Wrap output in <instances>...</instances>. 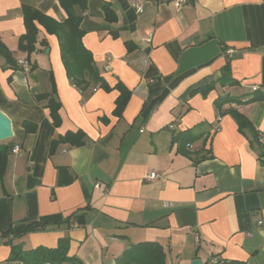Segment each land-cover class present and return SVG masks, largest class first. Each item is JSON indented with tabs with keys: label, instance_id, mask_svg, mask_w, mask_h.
<instances>
[{
	"label": "crops",
	"instance_id": "crops-1",
	"mask_svg": "<svg viewBox=\"0 0 264 264\" xmlns=\"http://www.w3.org/2000/svg\"><path fill=\"white\" fill-rule=\"evenodd\" d=\"M144 1L140 14L130 0L77 9L82 43L111 89L83 91L43 26L33 52L20 48L24 7L63 23L60 1L0 0V44L15 63L0 55V110L14 129L0 142L13 146L0 178V264H24L10 260V241L29 251L56 249L61 239L82 264H119L148 243L162 246L167 264H264V164L232 112L264 144V0ZM214 82L207 96L192 95ZM119 83L131 92L120 117ZM40 96L60 103L59 126ZM228 96L219 111L216 101Z\"/></svg>",
	"mask_w": 264,
	"mask_h": 264
},
{
	"label": "trees",
	"instance_id": "trees-1",
	"mask_svg": "<svg viewBox=\"0 0 264 264\" xmlns=\"http://www.w3.org/2000/svg\"><path fill=\"white\" fill-rule=\"evenodd\" d=\"M60 5L66 11L68 18L63 23H58L52 18H49L37 10H34L31 7H24V19L27 29V33L20 40V48L28 53H31L35 50V44L38 37V27L37 24L43 26L49 34L56 35L59 40L61 58L66 69L68 78L73 84L78 88L85 91L90 86H100L105 90H111L105 80L100 76L98 69L95 66L92 53L85 48L82 43V39L85 35V32L81 28L82 15L78 13V8L81 12H84L87 9L89 0H59ZM155 3H160L163 1L171 2L174 0H147ZM109 5H104L106 14L109 18L110 10ZM131 48V44H127ZM0 55H2L9 65L15 66L14 61L7 51V49L0 44ZM228 76H223L220 82L222 86H226L230 83ZM216 86V83H211L207 86L199 88L194 91L192 95L200 93L203 96L212 91ZM120 91V96L116 101V114L121 116L123 111L128 104V101L131 97V92L119 83L116 87ZM259 95V94H258ZM50 97V96H49ZM40 96L39 100H45L48 98V107L50 108L51 117L56 126L61 124V118L59 115L60 103L52 96ZM229 97V96H228ZM222 97L216 101L218 105V110L221 111L223 105L227 103V100L230 99L233 102V98ZM261 99H264V94L259 96ZM257 99L256 97L252 100ZM251 100V101H252ZM238 103H242L238 101ZM234 116L239 124L240 131L243 133L244 130H249L252 133L254 144L252 141V147L258 148L259 155L258 158L264 164V144L259 142V139L254 131L251 123L242 115L238 114L236 111L232 110ZM35 125H27L25 127L26 133H32L35 131ZM71 135L67 136L68 140ZM182 137L178 136L177 140H181ZM79 142H75V145H81L82 139H78ZM255 145V146H254ZM257 146V147H256ZM13 148L12 145L0 147V178H3L7 160L9 156V151ZM65 223H70L69 220ZM38 226L15 229L9 232L6 235H24L25 233L36 231ZM12 246L11 261H21L24 264H40V263H51V264H82L77 258L69 257V240L61 239L59 241L58 248L48 249L44 247H39L29 251L22 250L19 246L13 245V242H8ZM119 264H167L165 261V252L158 243H148L140 244L135 246L133 249L126 252L120 260ZM217 264H246L241 261H222Z\"/></svg>",
	"mask_w": 264,
	"mask_h": 264
},
{
	"label": "built area",
	"instance_id": "built-area-1",
	"mask_svg": "<svg viewBox=\"0 0 264 264\" xmlns=\"http://www.w3.org/2000/svg\"><path fill=\"white\" fill-rule=\"evenodd\" d=\"M188 0H177L176 1V7L177 8H181L183 5H185L187 3ZM144 0H130V7L135 11L136 14H140L143 11L144 8ZM150 41V40H148ZM230 53H232L230 51ZM17 65L23 69L25 72L28 71L30 69V63L28 62V60L26 58H20L17 60ZM214 128L217 130L218 127L217 125L214 126ZM21 151L20 146H15L13 149V153L14 154H18ZM159 178L158 174L153 172L150 174L149 176V180L150 181H155ZM98 186V185H97ZM99 187V186H98ZM213 263L217 264L218 260H212ZM40 264H51V263H40Z\"/></svg>",
	"mask_w": 264,
	"mask_h": 264
},
{
	"label": "water",
	"instance_id": "water-1",
	"mask_svg": "<svg viewBox=\"0 0 264 264\" xmlns=\"http://www.w3.org/2000/svg\"><path fill=\"white\" fill-rule=\"evenodd\" d=\"M14 137L13 124L10 118L0 110V142ZM192 264H202L201 260L195 259Z\"/></svg>",
	"mask_w": 264,
	"mask_h": 264
}]
</instances>
